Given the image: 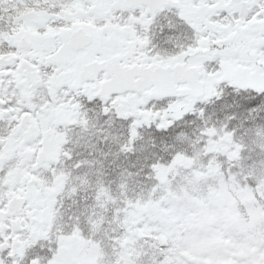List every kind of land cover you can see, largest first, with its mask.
<instances>
[{
  "label": "snow or ice",
  "instance_id": "1",
  "mask_svg": "<svg viewBox=\"0 0 264 264\" xmlns=\"http://www.w3.org/2000/svg\"><path fill=\"white\" fill-rule=\"evenodd\" d=\"M0 264H264V0H0Z\"/></svg>",
  "mask_w": 264,
  "mask_h": 264
}]
</instances>
